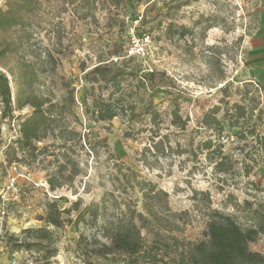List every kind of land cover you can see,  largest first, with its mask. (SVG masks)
<instances>
[{
  "label": "rangeland",
  "instance_id": "374dc122",
  "mask_svg": "<svg viewBox=\"0 0 264 264\" xmlns=\"http://www.w3.org/2000/svg\"><path fill=\"white\" fill-rule=\"evenodd\" d=\"M177 4L183 5L173 7ZM65 7V11L54 7L41 13L29 40L21 32H9L6 41L16 40L13 50L0 57V69L11 81L12 114L25 118L30 113L29 103L19 106L30 94L65 106L58 113L61 124L86 135V144L76 143L72 155L81 170L72 183L55 190L46 181L58 164L53 155L43 154L36 162L17 151L14 170L6 151L19 133L16 122L0 114V194L2 188L6 191L4 201L0 195V264H32L39 254L11 253L7 236L23 238L25 229L43 227L38 216L45 215L47 201L69 207L77 199L80 207H96L99 213L94 221L88 213L74 224L78 210H73L65 215L72 221L66 220L60 228L48 225L56 248L50 258L53 264H124L117 254L100 258L90 249L97 244L94 237L110 242L101 227L119 213L115 204L144 210L136 185L141 179L166 190L168 206L178 214L162 212V222L176 225L171 229L153 223L152 230H141L146 247L160 248V254L173 255L176 245L201 239L207 213L213 209L233 215L244 227L255 225L264 212V147L259 139L264 138V86L256 78L264 73V0H75ZM183 27L188 31L181 35ZM145 35L147 39L140 42ZM99 60H111L138 74L155 71L144 83L128 78L111 88V101L119 110L134 105L136 112L143 111L151 98L163 114L160 135L167 134L171 144H183L192 134L194 145L210 139L211 148L194 157L155 154L150 142L155 127L148 117L139 122L124 115L93 120L91 93L98 92L97 84L84 75ZM65 83L73 88V104L65 96ZM109 91L102 95L108 97ZM235 103L246 107L249 115L252 111L242 128L232 123ZM213 106L219 107L217 127L203 123ZM174 107L186 121L184 130L169 123ZM254 124L257 136L248 132ZM126 131L134 137L125 136ZM58 141L50 134L37 144ZM48 150L59 151L52 146ZM218 150L231 159L226 172L215 170ZM244 200L257 212L248 209ZM258 236L250 248L264 254V233Z\"/></svg>",
  "mask_w": 264,
  "mask_h": 264
},
{
  "label": "trees",
  "instance_id": "16d2710c",
  "mask_svg": "<svg viewBox=\"0 0 264 264\" xmlns=\"http://www.w3.org/2000/svg\"><path fill=\"white\" fill-rule=\"evenodd\" d=\"M75 0H4L0 4V57L12 51L16 39L6 41V36L9 32L20 33V36L29 38L32 37V27L39 25L41 20V13L48 12L50 9L57 7L60 11H65V4H71ZM119 1L123 0H117ZM183 4H177L173 7L178 8ZM169 11L165 14L168 16ZM187 28L183 27L180 31L181 35L187 32ZM138 74L131 70H126L124 66H117L116 62L111 60H99L89 71L84 75L87 81L97 84L98 92H92V118L95 121H107L117 116H126L129 121L139 122L144 117L152 126L155 127L154 135L150 138L152 149L154 153L161 155H181L196 156L198 153L212 146V140L205 139L201 145H194V136L188 134L186 142L181 144L176 141L171 144L167 134L160 135L159 124L163 121L162 111L157 109L153 104L152 99H147L144 103L143 111L136 112L134 105L126 106L125 109H120L111 101L113 96L112 87L119 86L123 79H139L144 83L147 77L153 76L155 71H143ZM66 98L70 104L74 103L75 96L73 95V88H70L69 83H65ZM259 87V85L257 84ZM109 89L108 97L102 95L103 91ZM0 103L1 117L5 120H14L18 125V137L10 143L6 157L8 165L15 163L18 160L17 151L22 152L26 157L34 159L36 162L39 156L53 155L57 161L56 168L46 175V181L50 190L60 188L63 184L72 183L81 168L79 162L73 158L75 152L74 146L79 143L81 147L86 144V135L76 129L68 128L67 125L61 124V116H58L59 110L64 109V105L53 103L49 99H40L30 94V98H25L19 103V106L25 104L31 105L30 113L21 118L19 115L12 114L13 112V97L12 85L6 72L0 69ZM231 107L234 108L235 120L232 122L234 126L242 125L245 121L251 120L252 111L249 115L246 107L240 103H235ZM122 108V107H121ZM120 113V111H126ZM178 107H174L170 111L169 123L176 125L179 129L186 128V121L182 120L179 114ZM219 111V107L213 106L209 113H206L203 118V123L207 126L217 127L219 121L215 114ZM247 115L249 117H247ZM8 118V119H7ZM57 131V134L55 133ZM249 134H256V124L249 129ZM244 131L241 130V134ZM58 137V143L51 142L50 144L43 143L39 146L37 143L41 142L47 135ZM127 137H134L131 131L124 133ZM83 139V143H81ZM262 147H264V138L259 137ZM0 144H1V130H0ZM90 144V143H89ZM92 144H90L91 146ZM49 146L59 149L58 153L49 151ZM93 146V145H92ZM11 150V151H10ZM49 152V153H48ZM217 155L219 159L215 160V170L217 172H226L231 165L228 164L231 160L229 156L222 154L219 150ZM135 176L134 172H130ZM128 179V178H127ZM129 180V179H128ZM138 190L142 194V207L144 210L139 211L136 208H130L128 205L126 209H121L118 204L114 206L119 210L113 217L106 220L101 227L102 236L106 237V242L99 241L96 237V246L90 249V253L96 257L106 258L108 255L117 254L122 257L124 264H264V254L260 251H255L250 248V243L255 242L260 233H264V212L261 218L255 225L243 226L235 220L233 215L216 209L210 210L207 213V220L205 221V230L202 238L199 240H192L182 242L176 245L175 254L171 252L159 253L158 250L153 249V245L146 247L145 240L141 230L143 228L152 230L151 225L156 224L157 227L163 226L171 229L176 225L170 220L162 222V212H167L175 217L178 214L171 212L168 206V192L157 186L156 183L141 179L136 180ZM243 204L253 213L257 209H252V204L248 200H244ZM264 208V205L261 204ZM45 215L38 216V220L44 221V226L39 228L29 227L25 229L26 237L18 238L14 234L7 236L5 244L9 251L24 250L36 251L39 256L32 264H53L50 259L56 254V248L53 245V233L48 225L60 228L64 222L72 221L65 215L70 214L71 211L77 212L74 224L85 218V215L90 213L94 221L99 213L98 208L91 209L90 207H80V199L74 201L69 207H60L56 200H49L45 204ZM169 247L168 243L164 244ZM160 254V255H159ZM87 264H101L97 262L88 261Z\"/></svg>",
  "mask_w": 264,
  "mask_h": 264
},
{
  "label": "built area",
  "instance_id": "2783aa9c",
  "mask_svg": "<svg viewBox=\"0 0 264 264\" xmlns=\"http://www.w3.org/2000/svg\"><path fill=\"white\" fill-rule=\"evenodd\" d=\"M147 35H145L144 37H142V38H140L139 40H140V42H143L145 39H147ZM138 40V39H137ZM140 50H142V47H140V49L137 51L139 54L141 53V51ZM14 121V120H13ZM15 122V121H14ZM14 124V123H13ZM16 126H17V130H18V125L16 124ZM18 134V133H17ZM13 165V164H12ZM11 165V166H12ZM12 168L14 169V170H17L16 168V166L15 165H13L12 166ZM11 184H13V183H11ZM46 184V183H45ZM47 185V184H46ZM9 187H6V189H8ZM13 188H14V186H13ZM2 191H3V193L1 192V197H2V200L4 201L5 199H6V195H5V193H6V191H5V188H2ZM16 262V260L14 259V262L13 263H15Z\"/></svg>",
  "mask_w": 264,
  "mask_h": 264
},
{
  "label": "crops",
  "instance_id": "0c3cea01",
  "mask_svg": "<svg viewBox=\"0 0 264 264\" xmlns=\"http://www.w3.org/2000/svg\"><path fill=\"white\" fill-rule=\"evenodd\" d=\"M2 0H0V4H1ZM264 63V57L261 59ZM257 80L261 83V85L264 86V73L260 72L257 76H256Z\"/></svg>",
  "mask_w": 264,
  "mask_h": 264
}]
</instances>
